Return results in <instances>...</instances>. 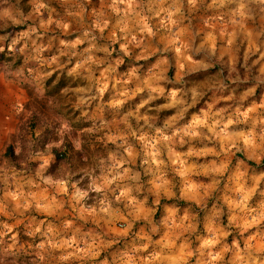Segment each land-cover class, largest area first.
Returning <instances> with one entry per match:
<instances>
[{
  "label": "clouds",
  "instance_id": "clouds-1",
  "mask_svg": "<svg viewBox=\"0 0 264 264\" xmlns=\"http://www.w3.org/2000/svg\"><path fill=\"white\" fill-rule=\"evenodd\" d=\"M0 264H264V0H0Z\"/></svg>",
  "mask_w": 264,
  "mask_h": 264
}]
</instances>
